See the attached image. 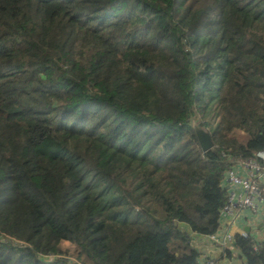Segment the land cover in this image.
<instances>
[{"label":"trees","instance_id":"trees-1","mask_svg":"<svg viewBox=\"0 0 264 264\" xmlns=\"http://www.w3.org/2000/svg\"><path fill=\"white\" fill-rule=\"evenodd\" d=\"M263 149L264 0H0V264L219 262L193 236Z\"/></svg>","mask_w":264,"mask_h":264},{"label":"crops","instance_id":"crops-1","mask_svg":"<svg viewBox=\"0 0 264 264\" xmlns=\"http://www.w3.org/2000/svg\"><path fill=\"white\" fill-rule=\"evenodd\" d=\"M238 174L245 176L247 172L238 167ZM261 186L264 187V177L257 178ZM226 188L229 191V195L233 192L236 198L243 194V190L239 186H233L226 180ZM254 202L258 205V209L254 211L250 207H242L234 214H228L221 218V228L218 231V235L221 237L224 233L228 232L232 236L236 234L245 235L250 233L256 239L264 240V197L254 198ZM194 244L202 253V258L206 257L211 259H220V264H246V262L238 256V252L232 258L225 257L224 249L220 243L214 242L206 235H194Z\"/></svg>","mask_w":264,"mask_h":264},{"label":"built area","instance_id":"built-area-1","mask_svg":"<svg viewBox=\"0 0 264 264\" xmlns=\"http://www.w3.org/2000/svg\"><path fill=\"white\" fill-rule=\"evenodd\" d=\"M235 162L236 164L228 170L226 180L233 186L241 187L243 194L237 198L233 192L229 195V200L222 211V216L234 214L242 207H250L256 211L258 205L254 202V198L259 197L262 199L264 197V187L257 180V178L264 177V149L256 152L253 158L237 160ZM238 167H242L247 174L245 176L239 175L237 171ZM207 237L214 242L220 243L224 250L228 247L233 248V236L228 232L224 233L221 237L218 235V232ZM212 264L220 263L212 262Z\"/></svg>","mask_w":264,"mask_h":264},{"label":"water","instance_id":"water-1","mask_svg":"<svg viewBox=\"0 0 264 264\" xmlns=\"http://www.w3.org/2000/svg\"><path fill=\"white\" fill-rule=\"evenodd\" d=\"M196 133L203 151H207L213 148L214 141L212 140V137L207 130L198 127L196 128Z\"/></svg>","mask_w":264,"mask_h":264},{"label":"rangeland","instance_id":"rangeland-1","mask_svg":"<svg viewBox=\"0 0 264 264\" xmlns=\"http://www.w3.org/2000/svg\"><path fill=\"white\" fill-rule=\"evenodd\" d=\"M64 247L69 248L71 250V252H73L75 249V247L69 242H65Z\"/></svg>","mask_w":264,"mask_h":264}]
</instances>
